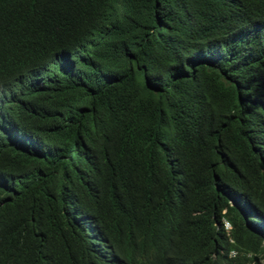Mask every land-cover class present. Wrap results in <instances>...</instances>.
Listing matches in <instances>:
<instances>
[{"label":"trees","instance_id":"16d2710c","mask_svg":"<svg viewBox=\"0 0 264 264\" xmlns=\"http://www.w3.org/2000/svg\"><path fill=\"white\" fill-rule=\"evenodd\" d=\"M0 264H264V0H0Z\"/></svg>","mask_w":264,"mask_h":264},{"label":"built area","instance_id":"2783aa9c","mask_svg":"<svg viewBox=\"0 0 264 264\" xmlns=\"http://www.w3.org/2000/svg\"><path fill=\"white\" fill-rule=\"evenodd\" d=\"M224 227H225V229H229L230 228L229 222L224 220Z\"/></svg>","mask_w":264,"mask_h":264}]
</instances>
